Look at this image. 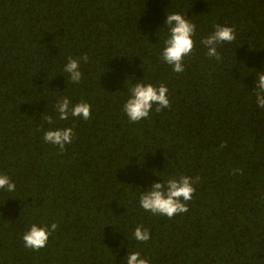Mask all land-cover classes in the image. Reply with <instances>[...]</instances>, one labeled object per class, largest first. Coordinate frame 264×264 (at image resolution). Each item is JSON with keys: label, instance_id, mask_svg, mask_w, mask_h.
Returning a JSON list of instances; mask_svg holds the SVG:
<instances>
[{"label": "trees", "instance_id": "obj_1", "mask_svg": "<svg viewBox=\"0 0 264 264\" xmlns=\"http://www.w3.org/2000/svg\"><path fill=\"white\" fill-rule=\"evenodd\" d=\"M196 25L182 73L160 59L166 15ZM216 24L236 39L205 55ZM81 61V81L62 71ZM264 0H0V264H264ZM138 80L168 88L171 107L131 123L122 111ZM62 97L91 118L58 119ZM51 115L49 125L44 116ZM71 127L59 152L49 129ZM224 143V147L220 145ZM200 177L188 212L169 219L139 205L153 182ZM58 228L34 251L32 224ZM150 232L133 238L136 226Z\"/></svg>", "mask_w": 264, "mask_h": 264}, {"label": "clouds", "instance_id": "obj_2", "mask_svg": "<svg viewBox=\"0 0 264 264\" xmlns=\"http://www.w3.org/2000/svg\"><path fill=\"white\" fill-rule=\"evenodd\" d=\"M164 25L167 26L168 35L164 39V47L160 53V59L172 67V71L182 73L185 70L184 59L189 56L195 47L193 36L196 25L181 13H170L166 15ZM236 39L233 27L216 24L214 30L200 39V44L207 49L205 55L215 60L222 59L217 47L223 43H231ZM89 57L84 54L79 59L68 57L67 63L62 71L69 75L72 83H79L83 77L80 71L81 61L87 63ZM253 92L256 97L255 103L258 108L264 109V70L257 71L254 80ZM168 88L161 83L158 86L151 83H144L138 80L128 89V98L122 105V111L128 117L129 122L136 123L147 119L149 113L156 105L158 113L162 109L171 107L168 98ZM56 112L58 119L62 121L72 118H80L85 121L91 118V105L87 102L72 104L69 98L62 97L57 101ZM47 124L54 123L51 115L44 116ZM75 133L71 127L55 128L44 131L43 140L45 143L57 146L60 153H63L66 144H71ZM225 145H220L223 148ZM200 182V177H189L180 175L170 177L161 182H153L146 191L139 195L140 207L153 215H162L171 219L173 216L188 212L187 201L192 200L195 192L194 185ZM0 189L15 191L16 186L7 175L0 174ZM58 228L56 222L50 225L38 226L32 224L23 233L22 240L26 248L34 251L47 246L49 236ZM133 238L136 241L146 243L150 240V232L143 225H138L133 230ZM126 264H150L149 259L143 257L140 251L127 253Z\"/></svg>", "mask_w": 264, "mask_h": 264}]
</instances>
